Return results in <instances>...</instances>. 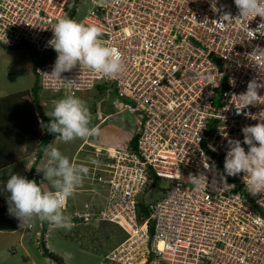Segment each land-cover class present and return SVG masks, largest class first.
<instances>
[{"label": "built area", "instance_id": "obj_1", "mask_svg": "<svg viewBox=\"0 0 264 264\" xmlns=\"http://www.w3.org/2000/svg\"><path fill=\"white\" fill-rule=\"evenodd\" d=\"M217 8L212 0H0V44L33 53L39 90L105 93L118 114L133 118L127 141L95 148L86 191L98 201L74 215H97L123 230L110 263L238 264L229 254L235 241L240 258L264 264V194L247 192L244 173L223 171L228 142L264 122V88L259 103L239 114L233 97L252 80L264 84V18L222 22L238 9L234 0H218ZM79 11V22L98 26L122 53L118 76L79 65L62 73L71 83L44 74L57 58L48 45L52 27ZM192 176H203V187Z\"/></svg>", "mask_w": 264, "mask_h": 264}, {"label": "clouds", "instance_id": "obj_2", "mask_svg": "<svg viewBox=\"0 0 264 264\" xmlns=\"http://www.w3.org/2000/svg\"><path fill=\"white\" fill-rule=\"evenodd\" d=\"M99 2L105 3V0ZM217 3L218 0H212L213 8L219 11ZM234 4L238 9L237 18L233 19L231 13L225 11L221 16L222 22L264 18V0H234ZM51 30L53 36L48 45L56 51L57 58L51 73H44L46 76L71 83L73 81L62 79L61 76L62 73L71 72L77 65L106 78L116 77L125 70L122 53L101 39L98 26L84 25L62 17ZM259 88H264V84L252 80L245 92L233 96L241 105L240 108L236 107L238 114L249 105L259 103ZM46 115L51 118L50 122L47 125L41 122L42 126L63 142L99 135L100 130L91 126L90 110L76 95L70 94L55 101L52 111ZM241 132L243 141L234 139L228 142L223 171L227 176L244 173L247 192L253 196L264 194V122L244 126ZM53 144L45 149L47 159L43 169L37 168L38 172H43L44 180L51 183L53 190L44 191L35 181L18 174L10 175L6 184L2 185V190L8 194V213L19 221L20 229H31L36 221L66 230L74 226L71 217L64 211L66 201L82 184L89 169L83 164L70 162ZM242 144L248 146L247 152ZM92 163L98 164L99 161L93 160ZM202 178L191 177L197 189L203 187ZM65 258L71 259V253H66Z\"/></svg>", "mask_w": 264, "mask_h": 264}, {"label": "rangeland", "instance_id": "obj_3", "mask_svg": "<svg viewBox=\"0 0 264 264\" xmlns=\"http://www.w3.org/2000/svg\"><path fill=\"white\" fill-rule=\"evenodd\" d=\"M83 14L81 11L77 13L76 21L82 18ZM30 50L26 49H9L0 44V108L2 105L12 104L15 109L19 110L18 103L29 104V107L34 112V115L30 114L31 121H33L34 131L31 136L23 135L22 138L13 139L6 136V133L2 132L0 129L1 139L7 140V145L9 153L13 152L10 156V160L7 162L16 163V168L7 169L6 172H2L0 177L8 176L9 174L15 173L26 177L25 174L29 171L34 154L36 152L37 144L42 136V124L41 116L46 115V113L51 112L53 109V104H49L52 99L62 98L60 95H70V94H60L53 93L49 91L39 90L37 88L33 89L36 83V76L34 74V66L32 61ZM80 97L86 104V106L92 110V105L97 100L106 99L105 105H110L109 107L113 109L114 97L107 99V95L100 93L94 98L91 92L88 93H76L74 94ZM7 97V99H6ZM33 99L37 103H44V108L41 111H37ZM27 102V103H25ZM91 110V111H92ZM106 113H109L108 109H105ZM13 110L2 109L0 110V120L6 119L10 116ZM90 111V113H92ZM39 112V113H38ZM48 117V116H47ZM91 126L98 123L96 116H91ZM49 118V117H48ZM132 119L128 114L120 115L119 119H110L101 125L98 129L100 130L98 136L92 137L93 140H98L99 142H106V145L119 146L127 141L135 132V127L132 124ZM35 120V122H34ZM50 121V118H49ZM4 125V124H3ZM8 127V123L6 125ZM4 133V134H3ZM52 141L55 143L52 146L58 148L61 153L69 158L70 162L74 163L77 155V148L82 144L84 139H75L71 142H63L59 138L54 140L56 136H52ZM101 140V141H100ZM89 143H92V140ZM1 143V142H0ZM103 148V147H98ZM83 155L87 157H94L95 149L91 153L87 146L84 147ZM79 153V154H80ZM25 156L26 158H22ZM21 157V158H20ZM19 159L18 163L17 160ZM46 158V157H45ZM12 159V160H11ZM25 160V161H23ZM30 161V162H29ZM76 163V162H75ZM42 163V167H43ZM39 166V164H38ZM38 168V167H37ZM37 171V169H36ZM38 185L42 184V189L44 191L53 190L52 185L49 181L44 180V174L36 177L35 179ZM92 185H94L92 183ZM96 186V185H95ZM91 188V182L88 179H83L82 184L76 189L72 197L68 199L67 209L64 210L65 214L70 216L73 222V227L71 230H66L62 228H52L47 222H35V226L28 230H22L20 232L10 233V232H0V264H30L31 257L35 260V264H51L54 263L52 259L47 258L43 255V249L40 247L42 243L48 246V251L59 255L65 264H121L113 260L111 263L106 260V257H110L112 252L122 243L125 239V234L123 230L114 223H109L103 221L102 218L97 215L92 216L89 220L85 221L83 219H75V213L81 214L85 212V203H97L98 199L95 198L93 194L88 193L86 190ZM159 198L157 194L155 196ZM95 201V202H94ZM153 202V195L149 197L148 203ZM98 206L94 208V212L97 214ZM42 234V238H40ZM25 238V254L27 258H23V252L21 251L18 242L20 236ZM45 238V242L43 241ZM146 244V243H145ZM235 241L229 242V254L232 257H236L238 264H250L238 256L235 251ZM71 253V259H66L65 254Z\"/></svg>", "mask_w": 264, "mask_h": 264}, {"label": "crops", "instance_id": "obj_4", "mask_svg": "<svg viewBox=\"0 0 264 264\" xmlns=\"http://www.w3.org/2000/svg\"><path fill=\"white\" fill-rule=\"evenodd\" d=\"M92 93V96H93V98L96 96V95H98L97 93H95V92H91ZM62 98L63 97H65V96H67V95H60ZM59 99H61L60 97H58L57 99H52L51 100V102L49 103V104H52V103H54L55 101H57V100H59ZM106 99H102V100H97V102H94V105H92V108H94V110H92V109H90V108H88L92 113H91V116H96V118H97V120H98V123L97 124H95L94 126L95 127H97V128H99V127H101V125L103 124V123H105L107 120H110V119H119V117H120V114H118L117 113V111L115 110V109H111L109 106L110 105H105V107H101V105L102 104H104L106 101H105ZM19 104V103H18ZM39 105L41 106V109L42 108H44L45 106H44V103H42V104H40L39 103ZM105 109H108V111H109V113H106V110ZM45 114V113H44ZM43 114V115H44ZM44 116H47V115H44ZM50 118V117H49ZM51 119V118H50ZM2 128V132H4V133H6V135H8V131H6V130H14V132L13 131H11L12 132V137L11 136H8L9 138H12L13 139V141H14V138H15V136H16V132H18L17 131V126H15V125H8V127L6 126V125H4V126H0V129ZM3 133V134H4ZM19 138H20V136H19ZM56 138H54V140H55ZM88 140H92V143H89L90 141H88ZM101 141V140H100ZM0 161H3V164H2V166H5L4 168L3 167H0V174L2 173V172H6V170L7 169H11V168H13V169H15L16 168V163L14 162V163H9V162H7L8 160H10L9 158L11 157L10 155L12 154V153H14V151L13 152H11V153H9V151H8V147L6 148L4 145H7V140H5V139H1V136H0ZM53 143V141H52V138L50 139V141H49V143H48V145L46 146V148L45 149H48L49 148V144H52ZM54 145H55V143H54ZM85 146H87L90 150V152L92 153L93 152V150L95 149V148H98V147H110V146H108V145H106V142H103V141H101V142H99L98 140H93L92 139V137H90V138H88V139H84L83 140V142H82V144L77 148V151H76V155H77V157L78 158H76V160L74 161V163L76 162V164H83V165H85V166H87V167H89V162H90V160L92 159L91 157H90V155H87V157H84L83 155H85V153H80V152H84V151H86L87 152V150H84V147ZM112 146H114V147H117L116 145H112ZM80 153V154H79ZM46 156H45V150H44V152H43V155H42V158H41V160L39 161V166H38V168H41V169H43V167H42V163L44 164V163H46V159L47 158H45ZM21 158V157H20ZM20 158H18V160H17V162L19 161V159ZM22 158H26L25 156H23ZM8 159V160H7ZM7 160V161H6ZM12 160V159H11ZM21 160V159H20ZM23 161H25V160H23ZM20 162H22V161H20ZM20 162H18V163H20ZM30 162V161H29ZM7 163H9V164H7L9 167L7 168V165L6 164ZM44 166V165H43ZM5 168H7V169H5ZM29 170V169H28ZM12 174H15V173H12ZM12 174H9L8 176H2V177H0V184H6V182H7V180L10 178V175H12ZM36 174L38 175V176H40V175H42L43 174V172H38V171H36ZM26 175V174H25ZM87 175V174H86ZM86 175H85V177H84V179H86ZM41 186V188H42V184L40 185ZM76 191H79V190H76ZM88 193H91V192H89L88 191ZM7 193L6 192H4L3 190H2V188L0 189V205L1 206H3L4 207V210H2L1 212L3 213V215L4 214H8V203H7V201H5V200H3L4 198H6L7 199ZM0 216V224H2V225H0V226H2V227H8V226H10V223L13 221V218H11L10 217V215L8 214V218L7 217H4V216ZM23 229H20V228H18V229H16V230H10V231H7V230H3V231H0V232H10V233H15V232H20V231H22ZM41 238V237H40ZM44 242H45V238H44V240H43ZM24 244H25V238L21 235L20 236V240H19V242H18V245H19V247H20V249H21V251L23 252V258H27L28 259V256L25 254V252H26V248H25V246H24ZM45 246L48 248V246L46 245V242H45ZM29 259H30V264H35V260H33L31 257H29ZM54 263H51V264H57L54 260H52ZM16 264V263H15Z\"/></svg>", "mask_w": 264, "mask_h": 264}, {"label": "trees", "instance_id": "obj_5", "mask_svg": "<svg viewBox=\"0 0 264 264\" xmlns=\"http://www.w3.org/2000/svg\"><path fill=\"white\" fill-rule=\"evenodd\" d=\"M31 57H32V61H35V57L33 56V54H31ZM33 65H34V63H33ZM33 89L37 90L36 83H35ZM6 99H7V97H6ZM32 101L34 103V106H35L36 110L37 111H41V106L39 105V103H37L35 99H33ZM25 103H27V102H25ZM17 105L19 106V110L15 109V107L12 104L11 105L10 104H7V105L5 104V105H2V107L0 108V110H2V109L13 110V108H14V112L11 111L12 114H10V116H8L4 120H0V126L7 125V123H8V125L17 126V131L18 132H16V136H15L14 139L19 138V136L22 138L23 135H28V134L31 136V133L34 131L33 126L35 125V123H34V125L31 124V123H33V121H31V118H30L29 115L30 114L34 115V112L29 107V104H23V106H21L22 104L19 103ZM34 122H35V120H34ZM41 122H43L44 125H47L50 121H49V118L47 116L43 115V116H41ZM42 129H43L42 136H41V138L39 140V143L37 144V148H36V152L34 154L35 156H34L33 162H32V164H31V166L29 168V171L26 174V178L28 180L35 181V179L37 177L36 169L38 167L39 161L41 160L43 152H44L46 146L48 145L51 137L55 136L54 134L48 132L45 127L42 126ZM6 131H8V135H6V136H11L12 137V135H11L12 132L11 131L14 132V130H10V131L6 130ZM132 142H134V140ZM2 164H3V161H0V167L4 168L5 166H2ZM2 185L3 184H0V189L2 188ZM3 200L7 201L6 198H4ZM2 210H4V207L0 205V216L3 215V213L1 212ZM8 214L7 215L4 214L3 216L8 218ZM10 217L13 218V221L10 223V226H8V227L0 226V231H3V230L10 231V230H16V229L20 228L19 227V221L12 215H10ZM0 225H2V224H0ZM40 237L42 238V234H41ZM40 247L43 249V255L45 257L54 260L57 264H65L64 261L62 260V258L59 255L48 251V249L46 248L44 243H42L40 245Z\"/></svg>", "mask_w": 264, "mask_h": 264}]
</instances>
